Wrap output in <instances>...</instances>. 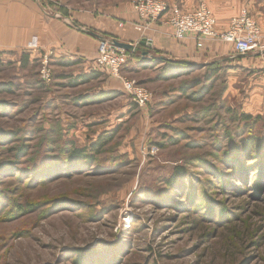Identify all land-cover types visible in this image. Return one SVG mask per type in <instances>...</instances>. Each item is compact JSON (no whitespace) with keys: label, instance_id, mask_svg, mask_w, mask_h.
Segmentation results:
<instances>
[{"label":"rangeland","instance_id":"1","mask_svg":"<svg viewBox=\"0 0 264 264\" xmlns=\"http://www.w3.org/2000/svg\"><path fill=\"white\" fill-rule=\"evenodd\" d=\"M39 1L50 14L115 19L134 0ZM206 72L135 73L153 95L146 108L117 92L64 125L55 93L47 104L21 85L4 96L0 129L13 134L0 144V264H264V152L243 151L264 134V97L248 71L210 82ZM104 139L95 167L53 165L70 141L95 155L89 147Z\"/></svg>","mask_w":264,"mask_h":264},{"label":"crops","instance_id":"2","mask_svg":"<svg viewBox=\"0 0 264 264\" xmlns=\"http://www.w3.org/2000/svg\"><path fill=\"white\" fill-rule=\"evenodd\" d=\"M167 2L180 6L185 12H191L200 3H205L214 13L217 21L216 29L219 32L227 31L232 19L239 16L243 10H247L259 23L264 35V0H170ZM136 22L133 8L127 9L122 17L116 16L115 19L90 14L69 18L60 14H50L39 0H0V54L4 64L0 71L22 72L23 76L20 75V78L12 80L15 85L14 92L17 86L20 90L24 86L37 90L45 94L46 104L50 100L51 93L57 94L54 100L57 118L62 125L67 124L72 116L79 117L77 111L80 109L103 104H84L82 101L84 96L119 92L129 98L121 80L111 76L106 70H96L93 66L101 38H113L131 45L139 44L143 39L150 40L152 48L149 49V59L182 61L203 68L207 65L220 64L227 71H248L255 80L254 94L264 97V50L261 53L239 56L233 44L212 39H205L202 47H199L194 34L187 35L181 41L177 40L172 27L161 22L154 24L145 35H141L133 28ZM45 54L50 57V65L56 74V81L53 84L39 86L35 83V79L39 76L27 74L39 70L41 58ZM135 64L133 61L129 66L134 67ZM159 66L161 65L158 64L151 70L137 72L122 71V76L132 80L129 78L135 73L142 75L144 72H157L161 68ZM1 74L3 72H0V83L8 82ZM90 74L95 78L89 83L70 84L71 80ZM144 80L147 79L142 78L140 82ZM6 95L0 94V101H10L4 97ZM114 100L104 103H111ZM121 110L123 111V108ZM124 110L128 112L127 105ZM109 117L112 118V115Z\"/></svg>","mask_w":264,"mask_h":264},{"label":"built area","instance_id":"3","mask_svg":"<svg viewBox=\"0 0 264 264\" xmlns=\"http://www.w3.org/2000/svg\"><path fill=\"white\" fill-rule=\"evenodd\" d=\"M132 8L137 22L133 28L141 35H145L152 26L158 22L172 27L174 37L183 40L189 34H194L198 46L202 47L205 39L221 40L234 45L239 56H248L263 52L264 35L259 23L243 10L239 16L232 19L227 31L219 32L216 29L217 21L213 11L205 4L200 3L191 12H185L180 6L170 4L164 0H134ZM113 38H101L98 44V53L93 66L96 70H106L111 76L122 81L123 89L132 102L139 108H146L152 101V93L139 85L135 80L123 78L122 69L130 61L139 44L134 45L135 50L125 51L115 46ZM39 78L49 84L53 79L50 57L45 54L41 58ZM158 148H152L154 155Z\"/></svg>","mask_w":264,"mask_h":264},{"label":"trees","instance_id":"4","mask_svg":"<svg viewBox=\"0 0 264 264\" xmlns=\"http://www.w3.org/2000/svg\"><path fill=\"white\" fill-rule=\"evenodd\" d=\"M138 48L139 49L135 53H132L130 61L123 67V69L127 68L129 66V64L132 63L133 61L136 63L135 68H134V71H136V72L137 71H144V70H151V69L157 67L158 64H160L161 66H159V67H161V68L159 71H157V77H156V79H158V80H165L166 81L168 79L175 78L177 76H175L173 74H176V73L179 74V72L185 71V70L194 71V70L204 69L207 71L205 74L208 73V75H206L207 81L210 82V80H213L219 74L220 71L224 70V68L220 64L207 65L203 68L202 66L189 64V63L182 62V61H172V60H167V59H163V58H159V59H157V58L156 59H152V58L149 59L147 57L144 58L142 56L141 52L143 50H146L149 54L150 50L146 49V48L141 49V48H143L142 46H139ZM3 66H4V64L1 60V54H0V69ZM123 69H122V71H123ZM39 70H40V67H39ZM38 76H39V71H38ZM97 76L98 75L96 74V77ZM93 78H95V76H93V74L85 75L80 79L75 78V79L71 80L70 84H72V85H78L79 83L80 84H87ZM55 81H56V74L53 71V79H52L51 84L55 83ZM35 83L39 86L46 85V83L42 82L40 80V78L35 79ZM14 86L15 85L13 84L12 81H8L6 83H0V94H7V95L13 94ZM200 96L201 95H199V97ZM118 97H119V93L109 92V93H105V94H98L95 96L87 95V96L82 97L83 98L82 101L84 104H87V105H89V104H100V103H104V102H107L110 100H114ZM8 110H10V106H9L8 101H0V113L6 114V112ZM253 119H254V117L252 115H248V114H242L240 116V122L249 123L250 121H253ZM12 134L13 133H10V131L0 129V144H2L4 142H7L5 144H9L11 142L10 140H12V139H10ZM111 138H109V139H111ZM107 140L108 139H104L103 143H95L91 147H89L94 152L93 154H95V155H92L88 149L83 148V147H77L74 142L70 141L69 143H67V145H65L66 147L62 150V153L60 154V156L63 158L62 161H63L64 165H62V163H61L62 161H58V160L53 165L56 166V164H59V165L61 164L60 168H61L62 172L66 170L65 168H68L67 166L71 167L70 166L71 164L73 166L76 163H82V162H86L85 166H88L90 164V167H95L96 154L99 155L101 153V151L105 147V142ZM42 144H43V142H42ZM252 149L256 152H259V153L264 152V134L262 136L261 135L260 136L259 135H252V137H250L246 141V143L243 147V151H245L246 154H250ZM87 150H88V152H87ZM20 152L21 153L25 152V148L21 147ZM63 155H67V156L64 157ZM18 156H20V155H18ZM84 159H86V160H84ZM50 166L52 167V164L49 165L45 170H48V168ZM1 167H4V166H0V168ZM50 170H52V168ZM59 173H61V172H59ZM183 173H184L183 169L178 168L174 172V175L172 176V178L175 179V177H176L177 179H179V178H181ZM16 176H18V175L16 174ZM0 177H1V174H0ZM170 182H173V179Z\"/></svg>","mask_w":264,"mask_h":264},{"label":"water","instance_id":"5","mask_svg":"<svg viewBox=\"0 0 264 264\" xmlns=\"http://www.w3.org/2000/svg\"><path fill=\"white\" fill-rule=\"evenodd\" d=\"M115 46L120 48V49H123L125 51H133L135 50V47L134 45H131V44H127V43H122V42H119V41H115ZM140 46H142L143 48H146V49H151L152 48V41L150 40H147V39H143L141 42H140ZM139 48H137L136 50H138ZM142 56L144 58H148V52L146 50H143L142 51Z\"/></svg>","mask_w":264,"mask_h":264},{"label":"bare ground","instance_id":"6","mask_svg":"<svg viewBox=\"0 0 264 264\" xmlns=\"http://www.w3.org/2000/svg\"><path fill=\"white\" fill-rule=\"evenodd\" d=\"M250 170V169H249Z\"/></svg>","mask_w":264,"mask_h":264}]
</instances>
